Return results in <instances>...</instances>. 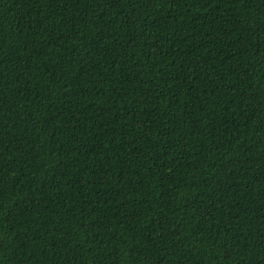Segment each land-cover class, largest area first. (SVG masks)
Wrapping results in <instances>:
<instances>
[{
	"label": "trees",
	"instance_id": "trees-1",
	"mask_svg": "<svg viewBox=\"0 0 264 264\" xmlns=\"http://www.w3.org/2000/svg\"><path fill=\"white\" fill-rule=\"evenodd\" d=\"M0 264H264V0H0Z\"/></svg>",
	"mask_w": 264,
	"mask_h": 264
}]
</instances>
